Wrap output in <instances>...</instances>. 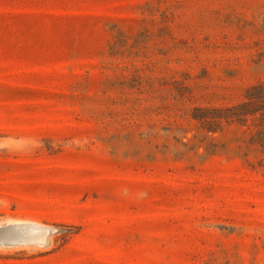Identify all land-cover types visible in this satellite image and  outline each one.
<instances>
[{
  "label": "rangeland",
  "instance_id": "1",
  "mask_svg": "<svg viewBox=\"0 0 264 264\" xmlns=\"http://www.w3.org/2000/svg\"><path fill=\"white\" fill-rule=\"evenodd\" d=\"M0 264H264V0H0Z\"/></svg>",
  "mask_w": 264,
  "mask_h": 264
},
{
  "label": "water",
  "instance_id": "2",
  "mask_svg": "<svg viewBox=\"0 0 264 264\" xmlns=\"http://www.w3.org/2000/svg\"><path fill=\"white\" fill-rule=\"evenodd\" d=\"M51 231L50 227L34 222L9 224L0 227V245L45 244Z\"/></svg>",
  "mask_w": 264,
  "mask_h": 264
}]
</instances>
